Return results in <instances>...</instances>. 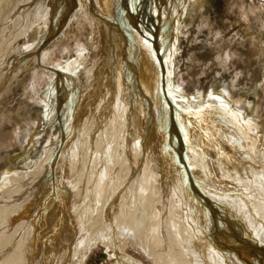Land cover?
<instances>
[{"label": "bare ground", "instance_id": "6f19581e", "mask_svg": "<svg viewBox=\"0 0 264 264\" xmlns=\"http://www.w3.org/2000/svg\"><path fill=\"white\" fill-rule=\"evenodd\" d=\"M149 3L0 0L2 118L22 78L45 72L42 37L73 22L95 34L93 63L54 72L52 127L26 171L0 176V264H88L101 246L109 264H264V134L221 99L203 115L175 95L188 1L155 0V22Z\"/></svg>", "mask_w": 264, "mask_h": 264}, {"label": "rangeland", "instance_id": "374dc122", "mask_svg": "<svg viewBox=\"0 0 264 264\" xmlns=\"http://www.w3.org/2000/svg\"><path fill=\"white\" fill-rule=\"evenodd\" d=\"M187 1L179 37L172 41L175 95L200 103L203 115L211 100L221 99L229 110L241 111L245 121L241 126L258 140L261 133L252 125L260 126L264 134V0ZM154 2L149 3L153 22L158 12ZM73 23L51 41L42 37L45 50L40 57L45 72L36 68L24 76L3 101L8 119L0 116V176L13 167L24 173L32 146L50 131L52 124L45 113L54 72L74 61L93 63L95 59L93 27ZM193 137L197 135L193 133ZM261 150L264 152V143ZM32 156L39 158L41 153L34 150ZM129 251L134 259L144 258L135 248ZM104 253L102 246L94 249L88 264H109Z\"/></svg>", "mask_w": 264, "mask_h": 264}, {"label": "snow or ice", "instance_id": "6c2138e0", "mask_svg": "<svg viewBox=\"0 0 264 264\" xmlns=\"http://www.w3.org/2000/svg\"><path fill=\"white\" fill-rule=\"evenodd\" d=\"M145 43H147V41Z\"/></svg>", "mask_w": 264, "mask_h": 264}]
</instances>
